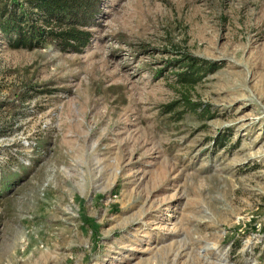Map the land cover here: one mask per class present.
<instances>
[{
    "label": "rangeland",
    "instance_id": "1",
    "mask_svg": "<svg viewBox=\"0 0 264 264\" xmlns=\"http://www.w3.org/2000/svg\"><path fill=\"white\" fill-rule=\"evenodd\" d=\"M100 1L81 52L0 38V264H264V0Z\"/></svg>",
    "mask_w": 264,
    "mask_h": 264
},
{
    "label": "trees",
    "instance_id": "2",
    "mask_svg": "<svg viewBox=\"0 0 264 264\" xmlns=\"http://www.w3.org/2000/svg\"><path fill=\"white\" fill-rule=\"evenodd\" d=\"M100 14V0H0V38L14 49L51 44L61 51L81 52L93 40L91 28ZM182 57L180 68L174 72L181 85H193L220 66L216 61L190 53ZM195 104L185 98L187 110H197ZM223 139V135L216 138Z\"/></svg>",
    "mask_w": 264,
    "mask_h": 264
}]
</instances>
